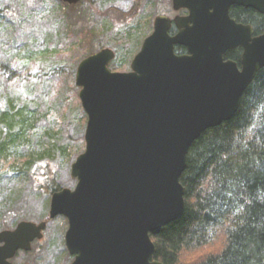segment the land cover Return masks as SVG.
Listing matches in <instances>:
<instances>
[{
  "label": "water",
  "instance_id": "water-1",
  "mask_svg": "<svg viewBox=\"0 0 264 264\" xmlns=\"http://www.w3.org/2000/svg\"><path fill=\"white\" fill-rule=\"evenodd\" d=\"M74 5L82 0H61ZM171 19L156 16L130 64L114 71L106 47L83 58L75 82L87 115L85 150L71 167L74 188L51 196L49 218L68 220L70 264H165L155 258L151 234L185 212L180 178L194 142L232 119L245 91L264 68V33L230 17L233 5L264 15V0H172ZM184 45L187 55H177ZM242 46V67L225 53ZM47 221L22 220L0 231V264L31 251ZM29 264V263H23Z\"/></svg>",
  "mask_w": 264,
  "mask_h": 264
},
{
  "label": "trees",
  "instance_id": "trees-1",
  "mask_svg": "<svg viewBox=\"0 0 264 264\" xmlns=\"http://www.w3.org/2000/svg\"><path fill=\"white\" fill-rule=\"evenodd\" d=\"M78 4L55 0L54 19L63 26L58 38L52 39L46 49L50 57L62 52L63 44L67 43L66 35L72 32L69 15L63 8ZM119 10L121 8L116 5L107 7L104 11L108 18L103 17V20H110V14ZM255 16L257 13L249 10L244 21L257 31L264 30V18L256 24ZM8 18L7 13L0 11V160L2 153L7 149L9 152L15 144L13 142L23 134L27 122L39 119L35 115L40 110L36 99L27 96L32 95L30 87L36 75L33 65L39 69L41 64L20 55L17 40H14L16 36L7 28L11 24ZM16 25L18 27L17 21ZM134 25L124 21L112 32L105 25L104 35L108 37L98 39L96 50L111 47L115 51L111 70L123 71L124 58H130V48L139 36V26ZM68 46L70 50L71 46ZM78 63L69 71L66 67L59 71L52 69L51 82L42 84L40 98L50 100L56 93L50 105L62 106L66 95L64 90L61 91L63 86H57L55 81L66 71L70 74L71 89L78 91L74 83ZM46 73L43 78L48 80ZM47 140V157L58 159L67 154L68 148L59 144L57 136H50ZM84 149L85 143L80 153ZM35 162L34 156H30L23 161L20 170L25 171ZM16 164L15 159L12 165ZM180 181L185 189V212L176 221L151 234L157 249L156 259L165 264H182V254L198 251L222 238L220 250L191 264H264V68L245 91L240 108L232 119L206 130L194 142ZM62 188L65 185L56 182L52 170L48 176L46 172L42 174L39 189L47 197ZM8 214L0 218V231L14 228ZM44 219L50 221L48 216ZM69 258L74 257L69 254Z\"/></svg>",
  "mask_w": 264,
  "mask_h": 264
},
{
  "label": "rangeland",
  "instance_id": "rangeland-1",
  "mask_svg": "<svg viewBox=\"0 0 264 264\" xmlns=\"http://www.w3.org/2000/svg\"><path fill=\"white\" fill-rule=\"evenodd\" d=\"M54 3L55 0H43L42 3L41 0H0V11L9 16L11 24L6 26L16 36L14 40H17L20 55L35 59L41 64L39 69L33 65L36 75L33 76L34 81L30 87L32 95L28 92L30 96H27L35 98L36 104H40V110L35 115L39 116V119L27 122L23 134L13 142L15 144L9 152L7 149L2 153L0 160V218L9 213L8 218L13 227L22 220L37 223L47 221L44 218L49 217L51 197H47L39 189V180L43 173L46 172L48 176L52 170L56 182L67 188H74L76 185V179L71 176V167L85 143L87 115L79 98L80 87L74 80L78 91L71 89L70 74L66 71L55 81L57 86H63L61 91L64 90L66 95L63 105H50L52 99L56 98V93L51 95L50 100L40 98L42 84L47 81L48 85V82H51V70L59 71L60 68L66 67L69 71L80 63L83 55L85 58L98 51V39L102 36L108 37L104 35L105 25L111 28L108 31L112 32L124 21L139 26V36L130 48V58L133 59L142 40L152 30L155 17L170 13L172 6V0H83L75 7L63 8L69 15L68 22L72 32L66 35L67 43L63 44L62 52L56 57H50L46 49L52 39L58 38L60 27L63 26L54 19ZM111 5H116L121 10L111 13L110 20L105 21L103 17L108 18V13L104 10ZM75 42L78 44L73 45ZM68 44L71 46L70 50ZM130 58H124L125 64L121 68L123 71L130 70ZM45 73L46 77H49L48 80L43 78ZM50 136H57L59 144L68 148L67 154L58 159L47 157V138ZM30 156H34V160L39 163L35 162L25 171H21L23 161ZM15 159L17 164L12 165ZM68 226V220L64 216L50 219L47 221L43 238L33 243L31 251H19L13 262L70 264L73 258H69L65 244ZM222 245L220 238L198 251L184 253L182 264H191L207 254L217 252Z\"/></svg>",
  "mask_w": 264,
  "mask_h": 264
},
{
  "label": "flooded vegetation",
  "instance_id": "flooded-vegetation-1",
  "mask_svg": "<svg viewBox=\"0 0 264 264\" xmlns=\"http://www.w3.org/2000/svg\"><path fill=\"white\" fill-rule=\"evenodd\" d=\"M249 10H253V11H255L257 13V16H255L256 17L255 18L256 24H259L260 22H262V20L264 18L263 14H261L258 11H256L255 9L247 8V7L242 6V5H233V6H231V8H230V17L232 19H235L236 22L239 23V24L251 25L253 27V30H254L253 37L260 36L261 34L264 33L263 29L260 30V31H257L252 24L246 23L244 21V18L247 16ZM159 15H164V16H167V17H169L171 19V26L169 28V34L171 36H175L179 32V27L177 26V24L175 22V18L176 17H187L189 15V11L187 9H185V8H181L179 10H175L174 7H173V3H172L171 12L170 13H167V14L163 13V14H159ZM152 26H153L152 30L150 31L148 36L153 32L154 22H153ZM143 41L144 40H142V43H143ZM141 46H142V44L140 45V48H141ZM140 48H139V50H140ZM175 53L177 55H187L189 52H188L187 47H185L184 45H176L175 46ZM243 53H244V48L242 46H237L235 48L229 49L225 53L224 57H225V60H231V61L236 62L238 67L241 68L242 67L241 62H242Z\"/></svg>",
  "mask_w": 264,
  "mask_h": 264
}]
</instances>
